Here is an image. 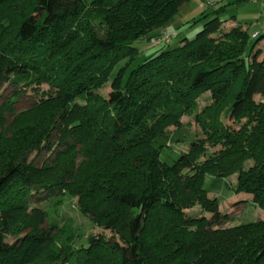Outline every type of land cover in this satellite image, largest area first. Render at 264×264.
<instances>
[{
	"label": "trees",
	"instance_id": "1",
	"mask_svg": "<svg viewBox=\"0 0 264 264\" xmlns=\"http://www.w3.org/2000/svg\"><path fill=\"white\" fill-rule=\"evenodd\" d=\"M189 1L0 0V99L5 84L50 89L26 113L0 103V264H264V221L221 227L228 217L206 198L236 174L233 191L264 213V34L236 24L218 35L223 5L193 20L202 26L192 39L132 67L134 43ZM203 91L204 138L162 163L154 139ZM222 114L245 121L235 129ZM47 151L49 164L28 161ZM65 192L109 235L74 248L71 220L47 225L30 204ZM196 204L201 214L189 212Z\"/></svg>",
	"mask_w": 264,
	"mask_h": 264
},
{
	"label": "rangeland",
	"instance_id": "2",
	"mask_svg": "<svg viewBox=\"0 0 264 264\" xmlns=\"http://www.w3.org/2000/svg\"><path fill=\"white\" fill-rule=\"evenodd\" d=\"M235 1L236 0H191L185 3L164 28L158 29L150 35V39L134 43L137 47V51L133 59L132 67L155 56L161 50L179 47L185 43V40L192 39L202 26V24H194L193 20L198 19L204 11H211L223 5L225 6V12L222 17L224 22L221 27V32L218 33V35L228 32L236 24L242 26V29H246L249 35L255 32H262L264 25V0H255L254 2L242 1L240 3H236ZM231 14H235L237 17L235 24L228 19ZM157 36L159 38L155 40L154 38ZM257 47L261 51L264 50V38L260 39ZM260 58L261 56H259L258 59L260 60ZM123 62L124 61L121 63ZM109 81L110 79L99 88L98 94L100 96L107 97L110 92ZM49 90L46 84H41L39 86H30L22 83L19 86L5 84L0 103L3 100L11 101L15 113H26L32 108L33 104L40 99L41 94ZM15 92L20 93L15 96ZM262 100V96H254L255 102H260ZM211 102L210 92L203 91L195 99L193 107L182 114L177 126L167 128L163 135L154 139V143H156L155 146L157 145L159 147V160L162 163H173L180 154L188 151L191 141L204 138L203 131L197 121V116L200 115L203 109L208 107ZM20 121L23 126L28 125L24 123L25 121L23 118H21ZM222 121L225 125L237 129L245 121V118L242 117L240 121L234 123L232 119L230 120L222 114ZM8 125L9 124H7L6 127ZM7 137H10V135H7ZM51 159H53L52 151L41 153L32 152L28 156V161L36 167H42L43 162L49 164ZM76 160L78 162L79 157H77ZM250 165L251 162H245L244 168ZM208 181L209 178L205 183L206 188H208ZM223 182H226L231 189L221 184L216 191H206V198L217 199L220 213L228 217V220L223 222L221 227H233L241 224L264 221L263 211L251 202V196L243 193L238 194L233 191L236 183V174L226 177ZM39 197L40 195H35L31 198L30 204L40 207L44 211L47 225H54L55 227L57 226V228H62L68 220H71L73 237L76 239L74 248L87 245V238L91 235L100 233L109 235L108 231H103L97 226L93 218L82 213L79 206V197L73 195L71 192H65L36 202ZM201 210L200 206L196 204L189 212L192 214H201ZM205 215L209 216L207 214ZM26 233L27 231H24L22 235H26ZM13 241L14 240L11 238L6 240L8 244L13 243ZM51 264L76 263L72 259L66 263L57 260Z\"/></svg>",
	"mask_w": 264,
	"mask_h": 264
},
{
	"label": "built area",
	"instance_id": "3",
	"mask_svg": "<svg viewBox=\"0 0 264 264\" xmlns=\"http://www.w3.org/2000/svg\"><path fill=\"white\" fill-rule=\"evenodd\" d=\"M255 0H250V2H254ZM264 34V25H263V30L262 32H255L252 34L251 38L255 39L257 36H259V34Z\"/></svg>",
	"mask_w": 264,
	"mask_h": 264
},
{
	"label": "crops",
	"instance_id": "4",
	"mask_svg": "<svg viewBox=\"0 0 264 264\" xmlns=\"http://www.w3.org/2000/svg\"><path fill=\"white\" fill-rule=\"evenodd\" d=\"M234 23V22H233ZM235 24V23H234Z\"/></svg>",
	"mask_w": 264,
	"mask_h": 264
}]
</instances>
